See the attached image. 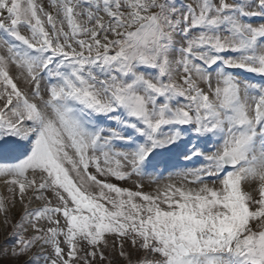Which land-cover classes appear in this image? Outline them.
I'll use <instances>...</instances> for the list:
<instances>
[{"label": "snow or ice", "instance_id": "6c2138e0", "mask_svg": "<svg viewBox=\"0 0 264 264\" xmlns=\"http://www.w3.org/2000/svg\"><path fill=\"white\" fill-rule=\"evenodd\" d=\"M48 7L0 0V140L17 138L0 144V155L15 158L0 163V178L9 193L18 187L25 210L3 256L264 264V86L228 71L264 77V22L254 23L264 21V0ZM185 133L214 150L192 145L189 154ZM165 149L204 156L202 167L180 173L194 187L169 183L150 194L108 181L155 173ZM33 201L43 204L29 211ZM0 213L7 226L3 198Z\"/></svg>", "mask_w": 264, "mask_h": 264}, {"label": "rangeland", "instance_id": "374dc122", "mask_svg": "<svg viewBox=\"0 0 264 264\" xmlns=\"http://www.w3.org/2000/svg\"><path fill=\"white\" fill-rule=\"evenodd\" d=\"M185 4H189V3H194V0H184ZM37 3L42 4L46 10H51L48 5H49V0H37ZM257 23V22H256ZM255 23V24H256ZM258 24V23H257ZM21 33L23 35H30V33H28V31L25 30V28H21ZM0 54H6V50L0 48ZM16 74L15 69H13V75ZM18 86L20 88H24L25 85L23 84L22 81H17ZM44 83V82H42ZM213 84L215 85V79L213 80ZM17 138L16 137H5V140L8 141H15ZM90 171L94 172V169H91ZM174 178L183 181V183H186L182 177V175L180 174H175ZM98 179H105L104 177H99ZM133 176L128 179V180H116L114 178L109 177L108 181L119 186L122 188H128L131 189L133 191H142L144 193H150V194H155L157 188H153V189H145L146 187L143 185L141 181V179H137V182L134 181ZM148 180V179H147ZM137 184H142L143 187L142 188H137ZM188 186H193L191 184H187ZM158 188H162V187H158ZM47 195L51 196V193H47ZM32 196V192L31 190H26L25 193V202H27V198ZM9 197H12L15 199L16 203H15V207H12V205L9 202ZM0 198H3L5 200L6 205L8 206V213H7V218L9 219L10 223L6 226L4 224V220H5V214L4 213H0V255L2 258H9L12 260V262L14 264H18L17 261L13 260L11 257H4L3 256V252L6 249H10L13 245V243L15 242V237H12L10 235V233H12L13 231L11 230V227L17 223H19L21 221V217L24 216V207L20 202V194H19V189L18 187L15 189L14 193H9L8 192V186L6 184L3 183L2 178H0ZM43 204L42 201H33L31 204H29V211H32L38 207H41ZM53 204H55V200H53ZM255 228V225H254ZM31 234V233H29ZM109 240V244L111 245L112 243V238H108ZM126 249L128 251H132L131 248L129 246H126ZM106 255H108V259L101 261L99 259V257H97L96 261L94 262V264H109V262H111V264H126L125 261H123L116 253H112V254H108L106 253ZM135 256L137 257V260L142 259L143 258V253H139V254H133V258H135ZM27 257L23 258L21 261H19V264H23V260H26ZM149 259H151V257H149Z\"/></svg>", "mask_w": 264, "mask_h": 264}, {"label": "bare ground", "instance_id": "6f19581e", "mask_svg": "<svg viewBox=\"0 0 264 264\" xmlns=\"http://www.w3.org/2000/svg\"><path fill=\"white\" fill-rule=\"evenodd\" d=\"M148 177V176H147ZM150 178V177H149ZM139 179H141V181L140 182H142L143 183V185L146 187L145 189H153L155 186L153 185V184H151L152 182L150 181V180H147L148 178H139ZM134 181H136L137 182V180H134ZM169 183H172V184H176L177 186H179V185H181V184H184V183H182V182H180V181H176V182H174L173 180H169V179H165V180H163V181H160V182H155V185L156 186H164V185H166V184H169ZM186 187H194V186H186Z\"/></svg>", "mask_w": 264, "mask_h": 264}]
</instances>
